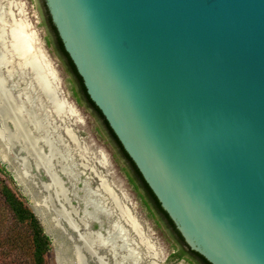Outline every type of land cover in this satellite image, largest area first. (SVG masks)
I'll return each mask as SVG.
<instances>
[{"label":"water","instance_id":"obj_1","mask_svg":"<svg viewBox=\"0 0 264 264\" xmlns=\"http://www.w3.org/2000/svg\"><path fill=\"white\" fill-rule=\"evenodd\" d=\"M186 246L264 264V0H44Z\"/></svg>","mask_w":264,"mask_h":264},{"label":"rangeland","instance_id":"obj_2","mask_svg":"<svg viewBox=\"0 0 264 264\" xmlns=\"http://www.w3.org/2000/svg\"><path fill=\"white\" fill-rule=\"evenodd\" d=\"M43 5L42 0H0V72L7 77L8 89L11 88L13 95L21 96L26 108L41 112L55 124L67 126L77 137L81 147L79 154L86 156L85 163H88V169L83 172L81 156L75 155L77 167L83 172L79 175L78 188H82L85 179L90 181L91 187H96L97 180L92 173L101 175L109 188V192L104 193L107 206L113 210L114 216L121 213L135 219L143 237L145 235L144 241L140 242L149 241L158 255L159 264H189L172 257L169 243L173 239L163 224H155L133 190L124 171L126 162L122 155L93 111L81 101L77 104L73 98L66 66L58 58L56 50L45 45L44 36L49 29ZM36 54L37 57L31 58ZM6 59L8 62L5 64ZM70 107L73 111L69 110ZM2 130L8 135V120L3 122L0 117V167L7 172L0 171V180H5L34 211L49 235L51 245L45 254V264H77L73 257L75 233L62 219H58L53 206L42 202L39 183L47 178L33 167L30 171L33 179L22 176L17 155L14 153L8 158V136L5 137ZM77 193L82 195L81 191ZM126 226L124 221L125 229ZM97 228L98 224L93 223L92 229ZM128 233L133 236L130 229ZM139 250L144 252V246L139 244ZM27 255L29 241L26 230L15 222L0 195V264H14L12 260L22 262Z\"/></svg>","mask_w":264,"mask_h":264},{"label":"bare ground","instance_id":"obj_3","mask_svg":"<svg viewBox=\"0 0 264 264\" xmlns=\"http://www.w3.org/2000/svg\"><path fill=\"white\" fill-rule=\"evenodd\" d=\"M34 56L38 55L31 58ZM6 79L0 72V117L3 122L8 120V135L3 130L1 132L8 136V158L14 153L17 155L23 177L33 179L30 173L33 167L47 178L39 183L42 202L53 206L58 219L75 233V263L159 264L158 255L149 241L140 242L144 241L145 235L143 237L135 219L121 213L114 216L113 210L107 206L105 194L109 188L101 175L92 173L97 180L96 187H91L87 179L83 180L82 188L77 187L82 171L77 167L75 155L81 152V147L70 128L26 108L21 96L13 95L11 88L8 89ZM69 110L73 111V107ZM79 155L84 172L88 166L86 156ZM79 191L81 196L77 193ZM124 221L127 229L123 227ZM93 223L98 224L97 229H92ZM129 229L133 236L128 233ZM139 244L144 246V252L138 251Z\"/></svg>","mask_w":264,"mask_h":264},{"label":"trees","instance_id":"obj_4","mask_svg":"<svg viewBox=\"0 0 264 264\" xmlns=\"http://www.w3.org/2000/svg\"><path fill=\"white\" fill-rule=\"evenodd\" d=\"M49 19L50 18H48V20ZM52 28L54 29V31L56 30L55 26L53 25ZM58 46H59L60 54L64 59V63L68 73L72 75V80L74 81V83H76V85L78 84L80 87V94L82 95V97L80 98L83 100L86 106L93 111L94 115L100 120L102 127L104 128L106 134L115 145L117 151L119 152V154L122 155V157L126 160L128 165L130 166L131 173L134 176L132 179L133 180L135 179L136 181L138 180L140 187L145 191L144 192L145 195L150 197L154 209L161 214L162 218L166 220L167 226L170 230V234L174 238V242L181 245L179 246V249L174 253V255L181 257L183 254L187 253L191 259L197 260L196 264H211L202 255L189 249L186 246L181 234L176 229L174 223L172 222L168 214L161 207L159 201L157 200L152 190L149 188L148 184L143 179L141 173L137 169L134 162L131 160V158L128 156V154L120 144L119 140L117 139L116 135L108 125L101 111L88 96L82 78L78 74L68 53L65 51L60 37L58 38ZM0 171H2L4 174L7 173L3 167H0ZM0 195L3 199L4 205L11 212L15 222L20 224L26 230V236L29 241V255H27V258L26 257L23 258L22 262L19 263H17L16 260H12V261L14 262V264H45V254L50 249L51 239L49 235L45 232L44 227L40 222L38 216L34 213L32 209H30L25 204V202L22 199H20V197H18L15 194V192L7 184V182L2 179L0 180ZM183 246H186L188 248L187 252L183 250Z\"/></svg>","mask_w":264,"mask_h":264},{"label":"flooded vegetation","instance_id":"obj_5","mask_svg":"<svg viewBox=\"0 0 264 264\" xmlns=\"http://www.w3.org/2000/svg\"><path fill=\"white\" fill-rule=\"evenodd\" d=\"M42 1H43V4H44L43 8H44V11H45V18L44 19L46 20V24H47L48 29H49L47 35L44 36L45 45L48 46L49 48H50V46H52L56 50V52H57L56 54H57L58 58L60 59V61L62 62V64L65 65L64 59H63V57L60 54V50H59V46H58V38H59L58 36L59 35H57L58 34L57 31L55 30L56 31V33H55L54 29L52 28L53 23L51 21V18H50L49 14H48L47 9H46L44 0H42ZM48 18H50V19L48 20ZM49 21H50V23H49ZM66 72L68 73L67 69H66ZM68 74L70 75V79L69 80H70V84H71V92H72L73 98L75 99L77 104L80 101L83 102V100L80 98V97H82V95L80 94L79 85L78 84L76 85V83H74V81L72 80V75L70 73H68ZM124 161L126 162L125 159H124ZM124 171H125L127 180L129 181V183L132 186L133 190L138 194V196H139L143 206L146 208L149 216L154 220L156 225L163 224L166 227V229L168 230L169 234H170V230H169V228L167 226L166 220L164 218H162L161 214L158 213L154 209V207L152 206L153 203H151L152 201H151L150 197L145 195V193H144L145 191L140 187V184H139L138 180L136 181L135 179L134 180L132 179L134 176L131 173L130 166L128 165L127 162H126V169H124ZM172 239H173V241L169 243V244H171V247H172V252H171L172 257H174L176 259H179V260H184V261L188 262L189 264H196L197 260L196 259L195 260L191 259L187 253L183 254L181 257H178V256L174 255V253L179 249V246H181V245L175 243L173 237H172ZM183 250L187 252L188 248L186 246H183Z\"/></svg>","mask_w":264,"mask_h":264}]
</instances>
